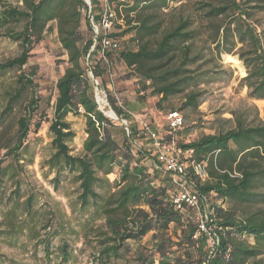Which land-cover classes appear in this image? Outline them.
<instances>
[{
    "label": "trees",
    "instance_id": "16d2710c",
    "mask_svg": "<svg viewBox=\"0 0 264 264\" xmlns=\"http://www.w3.org/2000/svg\"><path fill=\"white\" fill-rule=\"evenodd\" d=\"M261 1L249 0L247 3ZM237 2L231 0L230 6L238 13L241 19L239 22L244 28L241 42L247 41L253 47V54L258 60L255 70L249 71L243 80L250 98L264 99L262 44L256 30L242 18L249 16L248 10H240ZM21 3L22 8L0 0V38L18 42L21 49L18 56L0 63V72L25 67L31 57L32 47L41 42L46 33L51 32L53 22L57 23L60 48L67 55L68 67L55 86L56 99L49 130L56 153L50 163H62L77 174L81 209L88 207L91 202H98L100 196L93 190V186L100 181L98 175L106 177L113 173L115 167L120 169L115 192L99 207L107 233L101 240L103 248L93 260L99 263L116 260L124 251H130L128 242L139 243L152 233L151 250L144 247L135 249L133 259L137 264H257L255 260L264 255V220L253 217L235 219L232 215L224 214L219 205L212 206L210 199L215 195L223 202L230 199L247 202L259 197L264 201V193L256 194L258 189L264 188V124L244 127L238 123L228 131L201 136L188 144L179 143L177 146L168 137L169 146L166 148L170 149L172 156L177 154L181 161L206 165L208 177L204 180L194 175L190 165L184 170L187 181L193 183L195 194L205 201L200 206L207 216L205 225L209 233L206 234L199 232V225L193 223L192 215L196 213L194 209L184 204H181V210L174 209L173 200L179 192L164 163L158 159V151L152 158L151 173L142 165L144 152L139 150L138 158L133 157L131 143L136 136V128L130 122L128 110L131 107L126 106L129 109L125 110L124 105L117 106L116 99L110 98L111 111L124 122L127 131L123 147H120L111 135L113 120L104 115L106 112L99 108L95 100L94 82L103 84V78L110 73L115 57L139 78L143 92L152 89L150 93L159 98L158 103L181 93L189 80L182 76L181 71L190 61L187 57L189 48L184 46L193 39V34L188 31L189 19H181L174 29L160 37L154 48H149L148 41L144 39L157 36L160 28L154 23L153 14H144L143 11L164 10L168 7L167 0H107L108 6L112 7L109 13H103L98 0H89V4L85 0H21ZM230 6H208V19L225 16ZM81 11L85 14L87 30L93 35V38L86 41L81 38L79 31ZM112 14L115 18H110ZM104 16L111 28H102ZM19 21L25 23L22 30L11 31V25ZM94 26L98 27L99 33H94ZM222 30L223 40L228 29ZM130 34H133V40L141 41L138 50H119L118 42ZM103 39L110 43V48L103 50ZM178 45H182L181 65L155 75L158 68H154L153 64H160ZM87 62L93 65L86 68L84 64ZM87 72L91 73L94 82L89 80ZM34 74L31 71L28 75L22 73L17 77L19 89L9 100L5 114L10 112L22 91L27 88L35 90L32 80ZM147 82L150 84L147 85ZM200 96L201 93L197 92L185 96L179 111H174L181 117L182 124L176 129L167 125L169 131L175 133L184 127L181 112L194 111L201 103ZM38 105L39 98L33 91L24 115L17 121L15 146L9 150V156H16L31 133V120ZM70 114H82L85 120L86 137L81 145L82 153L76 157L69 154L68 142L75 137V132L66 120ZM107 114L110 112L107 111ZM32 126L33 131H38L39 123ZM143 130L152 141L149 132L155 133V130L147 126ZM186 151L192 152L191 158L185 159L182 156ZM214 213L215 217H210ZM171 225L175 229V240L168 236ZM248 237L254 240L253 245L246 240ZM209 238L217 241L212 249L209 248ZM63 261L66 262V256Z\"/></svg>",
    "mask_w": 264,
    "mask_h": 264
},
{
    "label": "rangeland",
    "instance_id": "374dc122",
    "mask_svg": "<svg viewBox=\"0 0 264 264\" xmlns=\"http://www.w3.org/2000/svg\"><path fill=\"white\" fill-rule=\"evenodd\" d=\"M167 1L168 7L164 10L143 11L144 14H153L154 23L160 28L157 36L144 40L148 41L149 48H154L165 32L174 29L181 19H189L188 31L193 34V39L184 46L189 48L187 57L190 61L181 69L182 76L189 80L181 93L158 103L159 98L150 93L152 89L143 92L139 78L116 57L110 73L103 78L102 85L98 81L94 82L91 73L87 72V77L95 85L94 95L97 93L103 100L99 103L101 110L106 113L111 111V97L116 99L117 106L124 105L125 110L129 109L126 106L131 107L128 110L130 122L136 128V136L131 143L132 155L138 158L139 150L144 152L142 165L148 173H151L152 158L157 149L143 130L146 126L155 130L156 136L168 147L169 140L175 146L179 143L188 144L201 136L228 131L238 123L244 127L264 124V99L250 98L243 80L249 71L255 70L258 60L253 54V47L247 41L241 42L244 28L239 22L241 19L238 13L230 6L231 0ZM237 1L240 10H248L249 16L242 18L256 30L264 53V0L255 3H247L249 0ZM5 2L22 8L21 0ZM85 2L89 3V0ZM98 4L103 13H109L112 9L107 0H98ZM226 5L230 7L225 16L208 19V6ZM81 14L79 31L81 38L86 41L93 38V35L86 28L84 12L81 11ZM110 18H115V15L112 14ZM103 19L107 17L104 16ZM56 24L53 22L51 32L46 33L43 40L32 47L31 57L25 67L0 72V264H137L133 259L135 249L144 247L151 250L152 233L139 243L128 242L130 251H124L116 260L111 259L106 263L93 260L103 248L101 240L107 233L99 207L115 192L120 169L115 167L113 173L106 177L98 175L100 181L93 186V190L100 198L98 202H91L88 207L81 209L77 174L62 163H50L56 153L49 130L56 99L55 86L68 67L67 55L60 48ZM24 25V21H19L12 24L10 30L21 31ZM222 28L228 29L223 40ZM93 30L95 34L99 33L98 27L94 26ZM133 37L130 34L121 39L118 49L137 51L141 41L137 42ZM181 48L182 45H178L160 64H153L154 68H158L155 75L181 65ZM226 50L229 53H225ZM20 52L18 42L0 38V63L18 56ZM92 65V62L84 64L86 68ZM31 71L35 73L32 77L35 90L27 88L22 91L10 112L5 114L9 100L19 89L17 77L22 73L28 75ZM33 91L39 98V105L33 113L31 133L16 156H9V150L15 146L17 121L24 115ZM194 92L201 93V103L191 113L181 112L184 127L175 133L169 131L168 113L178 112L185 96ZM66 120L75 132V137L68 142L69 154L80 156L81 145L86 137L84 117L82 114H70ZM34 123H39L38 131H33ZM110 131L116 143L123 147V139L127 133L124 122L113 118ZM156 184L159 185V182ZM263 193L264 188L256 192ZM210 200L212 206L219 205L224 214L232 215L235 219L246 220L253 217L264 220V201L261 197L247 202L232 199L223 202L214 195ZM192 216L193 223L198 225L200 214L196 212ZM210 217H215V213ZM213 229L215 228H211ZM174 230L171 225L168 236L173 240ZM246 240L251 245L254 244L252 237ZM208 243L210 248L211 241ZM64 256L66 262L63 261ZM255 262L264 264V255Z\"/></svg>",
    "mask_w": 264,
    "mask_h": 264
},
{
    "label": "built area",
    "instance_id": "2783aa9c",
    "mask_svg": "<svg viewBox=\"0 0 264 264\" xmlns=\"http://www.w3.org/2000/svg\"><path fill=\"white\" fill-rule=\"evenodd\" d=\"M111 17V15H110ZM102 27L104 29H108L110 27V23L108 22V19H103L102 21ZM101 46L103 47V50L110 48V43L103 39L101 42ZM113 47H116L115 45H112ZM182 124V119L179 116L178 113H169L167 116V125L173 129L179 128V126ZM149 136L153 141V144L155 148L157 149L159 153V160L164 163L166 170L170 173L172 176V181L174 185L177 187V191L179 192L178 195L173 200L174 202V209L181 210V204H184L185 206L194 209L197 214H200V220L198 221V227L199 232H203L208 234V228L205 225L207 221V216L203 212V208L200 206V203H204L205 201L199 196L196 195L193 190V183H189L184 176V170L190 165L193 169L194 175L196 177L200 178L201 180H204L208 177L206 172V165L205 164H194L193 162H186L181 161L178 159V155L175 154V156H172L171 153H169L168 148H166L164 145H162L161 140L156 136L155 133L149 132ZM173 151V150H171ZM192 152L186 151L182 154V156L185 159L191 158ZM198 234H196L193 238L196 239ZM209 241H211V247L212 249L217 241L212 240L209 238Z\"/></svg>",
    "mask_w": 264,
    "mask_h": 264
},
{
    "label": "water",
    "instance_id": "95a60500",
    "mask_svg": "<svg viewBox=\"0 0 264 264\" xmlns=\"http://www.w3.org/2000/svg\"><path fill=\"white\" fill-rule=\"evenodd\" d=\"M86 4H89V3L86 2ZM94 96H95L96 103L99 105V103H100V97L98 96L97 93ZM99 108H100V106H99ZM109 112H110V114L112 116H110V114L108 115L107 113H104V115L107 116L109 119H112V120H113V118L114 119H117L116 114L114 112H112V111H109Z\"/></svg>",
    "mask_w": 264,
    "mask_h": 264
},
{
    "label": "bare ground",
    "instance_id": "6f19581e",
    "mask_svg": "<svg viewBox=\"0 0 264 264\" xmlns=\"http://www.w3.org/2000/svg\"><path fill=\"white\" fill-rule=\"evenodd\" d=\"M100 102H102V101H100Z\"/></svg>",
    "mask_w": 264,
    "mask_h": 264
}]
</instances>
